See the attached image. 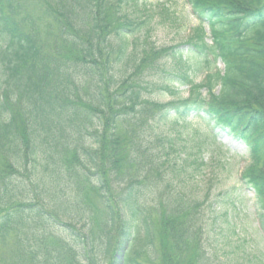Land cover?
I'll use <instances>...</instances> for the list:
<instances>
[{
  "label": "trees",
  "instance_id": "1",
  "mask_svg": "<svg viewBox=\"0 0 264 264\" xmlns=\"http://www.w3.org/2000/svg\"><path fill=\"white\" fill-rule=\"evenodd\" d=\"M117 3L107 19V0H0V264H204L198 242L184 255L200 203L171 183L201 171L209 139L156 128L195 117L246 146L264 236V0H187L186 50L130 42L149 17ZM140 73L177 99L144 97Z\"/></svg>",
  "mask_w": 264,
  "mask_h": 264
},
{
  "label": "rangeland",
  "instance_id": "2",
  "mask_svg": "<svg viewBox=\"0 0 264 264\" xmlns=\"http://www.w3.org/2000/svg\"><path fill=\"white\" fill-rule=\"evenodd\" d=\"M137 1L139 4L141 3L139 6L142 10L138 16L143 19L149 17V19H147L145 27L136 34L129 35L130 42L145 43L148 49L181 46L192 34L193 27L197 26V21L192 16L191 8L186 0ZM107 3L109 18H106L112 19L114 16L112 11L116 10L118 3L117 0H107ZM26 8L30 10V8ZM124 8L126 12L134 14L131 4ZM162 10L167 11L169 22L163 21L160 15ZM205 30L206 41L209 44V31L207 28ZM216 66L219 69L223 68L220 62H217ZM143 73H140L139 77H134L132 82L139 85L143 83L144 87L148 86L150 91L144 92V97L162 105L170 104L177 99V96H170L167 90L154 89V83H161L160 77L150 78ZM201 79V76H197L194 81L199 82ZM173 85V87L177 86ZM217 91L218 88L215 89V93ZM176 93L186 98L188 97V87H179ZM185 122V125H181L180 122L175 123L168 120L156 127L157 133L163 136H173L175 132L179 131L184 139L183 144H187V141L191 140L196 143V141L201 142L199 139H209L205 146L206 152L203 155L205 166L201 171L197 175L183 179L184 183L174 180L173 184L170 182L171 190H181L191 201L200 203L198 221L194 226V232L197 233V230L199 232L197 241L194 242L193 235L185 236V241L188 239L185 257L187 256L191 261L194 255L191 244L196 248L198 242L201 254L198 253V258L202 259L203 257L204 264H264V236L259 230L256 218L254 192L242 178L251 162L246 146L233 136L220 133L219 129L208 128L196 117L195 119L189 118ZM214 136L217 138L215 142L212 141ZM153 150L156 151V147ZM166 176H168L166 180L170 181L171 176L167 172ZM21 194H18V198L24 199V194ZM82 213L85 218L89 214V208L83 206L80 209V214L82 215ZM99 213L92 214L96 221L94 227L97 226L99 220L104 218V216L100 217ZM54 229L57 234L67 237V233L64 231ZM94 229L96 231L97 227ZM187 230L189 232V229ZM8 250L9 248L4 249L5 253L2 255L4 259ZM98 254V256H102L101 252ZM153 255H148L145 264H159L154 260L156 256ZM180 260L183 261V258L180 257Z\"/></svg>",
  "mask_w": 264,
  "mask_h": 264
}]
</instances>
